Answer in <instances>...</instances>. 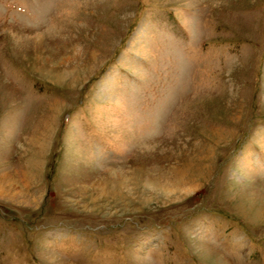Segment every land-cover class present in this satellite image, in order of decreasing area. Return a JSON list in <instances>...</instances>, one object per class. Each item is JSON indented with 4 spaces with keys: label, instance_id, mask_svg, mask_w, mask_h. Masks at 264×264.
Returning a JSON list of instances; mask_svg holds the SVG:
<instances>
[{
    "label": "rangeland",
    "instance_id": "rangeland-1",
    "mask_svg": "<svg viewBox=\"0 0 264 264\" xmlns=\"http://www.w3.org/2000/svg\"><path fill=\"white\" fill-rule=\"evenodd\" d=\"M0 264H264V0H0Z\"/></svg>",
    "mask_w": 264,
    "mask_h": 264
}]
</instances>
